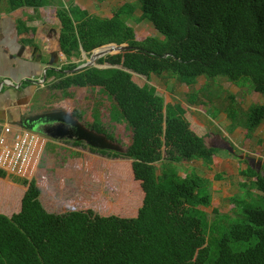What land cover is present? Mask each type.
Here are the masks:
<instances>
[{
    "label": "trees",
    "instance_id": "1",
    "mask_svg": "<svg viewBox=\"0 0 264 264\" xmlns=\"http://www.w3.org/2000/svg\"><path fill=\"white\" fill-rule=\"evenodd\" d=\"M1 1L10 11L33 7L34 19L41 18L40 8L56 7L46 11L39 31L57 37L66 62L61 70L48 69L47 79L59 76L53 86L64 91L101 87L115 100L113 118L126 122L133 136L125 152L91 147L132 160L123 169L113 166L112 172L121 176L118 198L101 203L99 211L50 212L33 174L22 183L9 181L0 168V264H264V174L251 166L242 171L255 178L248 187L260 193L256 197L249 190L241 199L232 197L234 216L210 221L203 207L213 205L211 181L196 168L180 174V164L202 159L211 165L220 150L208 147L189 107L168 102L156 86L133 78H174L191 89V105L205 102L201 96L218 76L234 85L250 81L263 99L249 106L243 122L253 136L264 123V0H139L138 20H149L160 33L141 39L124 6L109 17L63 0ZM32 18L19 20L20 32H37L27 24ZM110 43L131 48L98 60L110 67L66 71L83 62L82 47L91 53ZM203 77L205 83L196 88ZM225 98L235 104L234 94ZM91 128L115 140L99 119ZM242 242L247 247L238 249Z\"/></svg>",
    "mask_w": 264,
    "mask_h": 264
},
{
    "label": "rangeland",
    "instance_id": "2",
    "mask_svg": "<svg viewBox=\"0 0 264 264\" xmlns=\"http://www.w3.org/2000/svg\"><path fill=\"white\" fill-rule=\"evenodd\" d=\"M63 1L68 4L70 0ZM82 1L92 14H100L101 16H112L115 11L124 6L128 11V14H126L128 23L134 26L139 39L148 36H160L159 31L149 20H138L142 15L139 0ZM62 62H66L65 57H63ZM133 78L140 85L148 82L156 86L157 92L165 96L168 102L173 99L181 102L186 107L191 106L189 102L191 89L186 85H182L174 78L152 75L148 79L138 74H134ZM223 78L225 77L218 76L213 79L212 84L214 87L211 89L206 88L204 91L206 97L201 96L202 99H206L205 104H201L200 107L208 109L212 105L209 108H214V110L211 111L210 116L216 122H219L221 127H224L221 124L220 116L221 114L227 115L232 122V129L229 128V130L236 131L238 128H244L243 122L246 119L249 106L260 103L263 99L259 93L251 89L250 81L244 80L242 84L245 86H242L234 85L227 78V80L223 81ZM53 80L54 82L58 81L59 76L54 77ZM205 81L206 79L204 77L200 78L199 83L195 87L201 89ZM42 90H44L42 94L46 96L43 101L44 107L54 104L55 107L70 111V113H74L75 115H73L88 128H91L95 119H99L102 125L113 133L115 137L113 141L120 148L118 152H125L131 144L133 136L131 128L126 122L116 121L113 118L116 109L115 100L101 87H71L64 91L50 85L48 88H43ZM230 93L235 95V104H228L229 100L225 98ZM193 110L196 112L194 108ZM196 115L202 118L204 113L199 110ZM221 127L218 128L215 126L219 133L229 138V135ZM261 128L264 129V126ZM39 137L37 150L35 148L32 154L27 173L34 175L37 185L41 189V201L48 211L66 213L71 210L87 207H93L99 211L101 209V203L104 202L106 204L107 201L110 204L115 203V200L118 198L119 192L117 190L120 188L119 182L121 176L112 172L113 166L120 164L119 168L123 169L122 167L124 166L121 165H127L132 160L124 157L116 158L114 156L104 155L99 151L92 150L86 142L83 145H77L74 143V140L68 138L55 139L60 142V144L55 146L47 139H44L43 136L40 135ZM78 149L82 151H78ZM229 154L231 153L229 152ZM254 167H258L257 162ZM192 168L203 172L205 177L210 179L213 201L215 196L213 183L216 180L213 174L215 172L213 169L208 171V167L203 166L201 161L182 160L180 174L191 172ZM9 179L21 183L23 181L22 177H15L14 175H10ZM236 188L234 186L233 191H236ZM242 193L243 195L241 197L238 196L239 194L236 197L241 199L248 195L247 190H243ZM104 197L107 198L104 199ZM215 206H219L217 211H215ZM203 208L207 210L210 221H213L222 214H231L234 216L233 212L230 211V200L224 196L218 197L216 204ZM216 235L219 236L221 233H217ZM246 247L247 244L243 242L237 245L238 249Z\"/></svg>",
    "mask_w": 264,
    "mask_h": 264
},
{
    "label": "crops",
    "instance_id": "3",
    "mask_svg": "<svg viewBox=\"0 0 264 264\" xmlns=\"http://www.w3.org/2000/svg\"><path fill=\"white\" fill-rule=\"evenodd\" d=\"M68 2L88 8L83 4L82 0H70ZM55 8L54 5L40 8L38 14L41 15V18L34 19L32 17L36 12L33 7L24 6L10 11L7 1L0 0V108L2 106L5 107L4 110L0 109L1 126L10 123L7 120V110H10L16 118H19V108L29 107L28 109L31 113L45 109H61L55 107L54 104L44 107L43 101L46 96L42 94L44 91L42 89L53 85V79L56 77L55 75L49 79L46 77L47 80L44 81L45 73L43 70L45 66H48L52 61V64L61 67L65 63L62 62L65 55L59 49L57 37L49 35L43 37L39 31V22L41 19H44L46 11H52ZM98 15L100 16V14ZM26 18H32L28 20L27 24L30 27H37L36 33L25 30L20 32L19 20H25ZM52 18L55 24H52L51 27L56 29V24H58L56 21L57 18L54 16ZM46 21L50 22L48 19ZM72 87L76 88L78 86ZM209 107L208 109H203L200 105L189 106L194 120L202 127L204 133H206V144L208 147H212L213 145H224V141H228L234 148V152L222 147L215 148L220 151L218 152L215 163L211 165H205L202 159H195L196 161H201L203 166H207L208 171L213 169L215 172L213 174V177L216 178L214 181L215 184L213 183L215 187L213 205L218 201V197L224 196L230 200L238 194V196H242L243 190H247V192L250 190L254 195H258L260 193L259 190L248 187L255 178L249 179L242 171H247L248 167L251 166L257 172L261 171V173H264V129L261 128L264 126V123L258 127L253 136H248L247 130L243 127L236 129V131L229 130V128L232 129V122L227 115L221 114V124L224 125V127H221L219 122H216L210 116L212 109ZM199 110L204 113L202 118L196 115ZM215 126L218 128L221 127L229 135V138L219 133ZM39 134L55 146L60 144L59 140L49 138L47 135L41 133ZM78 151L82 150L78 149ZM248 157H256L258 160H261V166L258 167L260 170L253 166ZM218 174H221L220 178H217ZM203 175L205 176L204 173ZM234 186L237 187L236 191H233ZM230 205L232 208L233 204L231 201ZM215 207L219 209V206Z\"/></svg>",
    "mask_w": 264,
    "mask_h": 264
},
{
    "label": "water",
    "instance_id": "4",
    "mask_svg": "<svg viewBox=\"0 0 264 264\" xmlns=\"http://www.w3.org/2000/svg\"><path fill=\"white\" fill-rule=\"evenodd\" d=\"M131 47L128 44H117L110 43L100 47L95 48L91 53H88L82 47V63L76 67L74 70H66L68 73L74 71H81L87 67L96 66L100 68L110 67L107 64H99L98 60L109 54H115L123 51L129 50ZM80 60V61H81ZM53 62V61H52ZM52 62L45 66L43 70L44 81L46 80V73L49 68H54L55 70H61L62 67L52 64ZM27 80L30 81L29 78ZM35 82V81H34ZM4 106L0 109L4 110ZM29 108V107H28ZM28 108H19V118L7 110V120L8 122L24 127L38 133L47 135L53 139H65L70 138L71 140L85 141L88 145L94 148L107 149V150H120L119 146L114 143V141L104 133H100L93 128H88L86 125L82 124L78 118H76L72 113L67 112L65 109H45L38 112H29ZM224 145H213L212 148L222 147L231 152H234L233 146L228 142L224 141ZM253 166L256 164L258 167L261 166V160L256 157H248ZM257 167V168H258ZM258 170H260L258 168Z\"/></svg>",
    "mask_w": 264,
    "mask_h": 264
},
{
    "label": "built area",
    "instance_id": "5",
    "mask_svg": "<svg viewBox=\"0 0 264 264\" xmlns=\"http://www.w3.org/2000/svg\"><path fill=\"white\" fill-rule=\"evenodd\" d=\"M40 134L36 131L3 124L0 131V168L9 176L24 178L32 157L39 143ZM32 174V173H31Z\"/></svg>",
    "mask_w": 264,
    "mask_h": 264
},
{
    "label": "flooded vegetation",
    "instance_id": "6",
    "mask_svg": "<svg viewBox=\"0 0 264 264\" xmlns=\"http://www.w3.org/2000/svg\"><path fill=\"white\" fill-rule=\"evenodd\" d=\"M74 114V113H73ZM75 115V114H74ZM66 139V138H65ZM68 139H70V138H68ZM75 141V140H74ZM84 143L83 144H85V141H83ZM83 144H80V145H83ZM88 145V144H87ZM90 146V145H89ZM90 148H91V146H90Z\"/></svg>",
    "mask_w": 264,
    "mask_h": 264
}]
</instances>
